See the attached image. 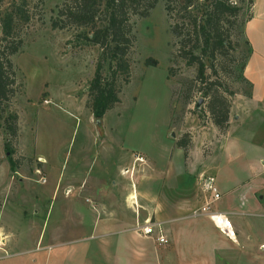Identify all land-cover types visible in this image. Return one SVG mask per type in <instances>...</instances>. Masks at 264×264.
Segmentation results:
<instances>
[{"label":"crops","instance_id":"1","mask_svg":"<svg viewBox=\"0 0 264 264\" xmlns=\"http://www.w3.org/2000/svg\"><path fill=\"white\" fill-rule=\"evenodd\" d=\"M254 17L246 19L244 31ZM248 59L249 54L244 68ZM232 107L230 103L224 131L208 117L200 122L196 118L185 124L189 134L185 152L175 144L180 135L176 132L159 150L143 153L147 160L133 174L127 164L133 159L130 148L135 147L120 141L128 138V131L118 138L107 131L108 109L98 124L89 111L87 118L100 127L87 132L90 145L79 144L68 157L65 150L59 165L46 164L50 185L44 193L32 191L42 198L47 192L50 198L44 227H34L30 218L31 246L19 245L18 229L5 221V228L0 225V250L19 247L12 253L18 258L15 262L0 264H264V118H244L241 106L232 114L236 118H230ZM167 122L171 127L170 118ZM207 142L212 146L203 150ZM246 146L261 149L256 159L255 155L248 159L259 165L256 171L245 163ZM234 156L237 166L231 167ZM36 157L43 162V156ZM209 175L219 192L211 206L230 220L231 237L198 211L210 195L205 188ZM144 218L158 223L166 242L137 231ZM43 231L45 247L35 248ZM24 252L35 254L24 259Z\"/></svg>","mask_w":264,"mask_h":264},{"label":"rangeland","instance_id":"2","mask_svg":"<svg viewBox=\"0 0 264 264\" xmlns=\"http://www.w3.org/2000/svg\"><path fill=\"white\" fill-rule=\"evenodd\" d=\"M61 1L27 0L29 18L16 23L21 43L10 55L15 71V91L8 108L17 113V136L12 145L18 164L13 169L9 165L3 149L8 135L0 127V225L5 228L2 224L5 221L8 226L18 229L21 247L31 246L27 240L30 218L35 223L34 227H44L45 209L50 197L45 192V200L32 191L41 189L44 193L43 188L50 185L46 164L50 168L52 161H58L59 165L65 150L68 157L69 153H75L79 144L89 146L88 133L100 129L98 125L94 126V117V121L87 118L90 111L87 83L93 74L99 47L86 43L82 38L87 27L51 26V19L55 17ZM232 1L239 4L240 10L233 22L227 25L230 43L218 62L220 73L224 72L220 80L229 83L233 89L230 118H236L232 114H236V108L240 106L244 110V118H264V0ZM11 2L1 0L0 10L8 9ZM252 15L255 17L245 29L251 41L249 44L244 23ZM169 21L163 0H157L145 15L135 13L130 16L133 41L128 50L129 78L126 83L119 81L118 100L104 116L109 133H115L118 138L126 131L129 133L128 138L120 141L123 144L129 141L131 147H135L130 148L133 159L127 164L132 174L138 165L145 164L147 158L143 153H154L163 142L170 141L171 136L176 137V132L181 135L185 124L193 123L196 118L200 122L208 117L205 108L200 109L204 99L196 103L201 97L195 89L196 65L185 64L176 55V37L169 31ZM248 54L247 65L241 68V58ZM147 56L154 58L156 63L145 65L143 60ZM101 72L102 75L107 73L106 62ZM168 118L171 127L167 125ZM203 144V150L212 146L208 142ZM242 148L246 152L245 163L250 164L249 170L256 171L259 165L248 159L254 155L256 159L261 149ZM37 154L43 156V162L39 161ZM137 154L142 160L135 159ZM242 157H239V162ZM230 166H237L236 156L230 161ZM135 180V176L131 178V181ZM3 210V216H11L1 218ZM44 245L43 231L35 248ZM15 249L2 248L0 254L5 257L0 258V262H15L18 259L12 255ZM34 254L24 252L23 257Z\"/></svg>","mask_w":264,"mask_h":264},{"label":"trees","instance_id":"3","mask_svg":"<svg viewBox=\"0 0 264 264\" xmlns=\"http://www.w3.org/2000/svg\"><path fill=\"white\" fill-rule=\"evenodd\" d=\"M156 1L62 0L51 19L52 27H87L82 38L86 43L99 47L94 71L87 83L88 105L95 119L118 100L119 81H128V50L133 41L130 16L135 13L145 15ZM26 3L27 0H12L8 9L0 10V127L8 135L3 149L12 169L18 164L12 145L18 125L16 111L8 108L15 91V71L10 55L21 43L16 23L29 18ZM163 6L170 20L169 31L176 37V55L185 64L196 65L195 89L204 99L200 109L205 108L212 123L219 131H224L233 89L229 83L220 80L224 72L220 73L218 62L230 43L227 25L236 18L240 6L232 0H163ZM246 57L241 58V68ZM105 62L107 73L102 75L101 68ZM143 63L154 65L156 61L147 56ZM188 143L187 132L175 140L183 152Z\"/></svg>","mask_w":264,"mask_h":264},{"label":"built area","instance_id":"4","mask_svg":"<svg viewBox=\"0 0 264 264\" xmlns=\"http://www.w3.org/2000/svg\"><path fill=\"white\" fill-rule=\"evenodd\" d=\"M135 159L142 160V157L137 154L135 155ZM206 179L208 180V183L205 188L208 190V192H210V195L204 200L203 204L199 206L198 211L200 213L206 214L223 234L231 237L233 235V231L230 220L223 212L215 210L211 206L212 201L219 195L218 190L212 182L213 177L209 175L206 177ZM136 229L143 235H153L157 242L162 243L167 241V237L161 231L158 223L150 220L149 218H144L140 224H137Z\"/></svg>","mask_w":264,"mask_h":264},{"label":"water","instance_id":"5","mask_svg":"<svg viewBox=\"0 0 264 264\" xmlns=\"http://www.w3.org/2000/svg\"><path fill=\"white\" fill-rule=\"evenodd\" d=\"M203 97H198L197 104H199L202 101ZM96 123H99V119H95ZM171 134L173 135V131H171Z\"/></svg>","mask_w":264,"mask_h":264}]
</instances>
